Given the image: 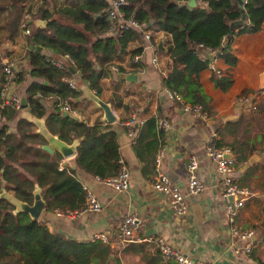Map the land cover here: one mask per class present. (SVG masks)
Segmentation results:
<instances>
[{
    "label": "crops",
    "instance_id": "0c3cea01",
    "mask_svg": "<svg viewBox=\"0 0 264 264\" xmlns=\"http://www.w3.org/2000/svg\"><path fill=\"white\" fill-rule=\"evenodd\" d=\"M48 2L51 4L49 10L52 13L53 7L56 10L63 7L75 8L80 0ZM40 3V0H24L22 4L23 12L26 11L32 19V25L35 19L41 20L35 15ZM64 25L71 24L65 21ZM71 26L79 29L77 25ZM148 26L149 24L145 27ZM149 28L150 44L154 48L149 49L148 43L139 33L137 38L127 43L124 52L111 61L107 76L99 81L100 90L96 97L109 106L115 118L114 122L106 123L102 119L101 110L82 95L80 87L91 90L81 81L74 69L73 73L67 69L70 74L64 82H71L75 87L76 97L65 98L68 106L75 111V116H62L65 113L57 111V98L54 95L33 96L42 108V118L39 121L41 120L44 126L47 117L56 113L60 118H69L85 127L96 125L103 133H113L119 155L116 173L123 169L128 176L127 189L122 193H115L74 165L76 149L71 158L62 159L59 156L58 170L73 172L82 189L89 192L99 203L100 210L98 213L81 214L73 221L56 218L52 212L43 210L34 222L40 223L43 230L50 235L90 244L81 249V264H88V261L94 258L97 264H175L172 261H162L153 245L146 241L120 244L116 227L125 215H135L140 220L141 226L136 234L139 239H161L181 256L195 262L264 264V114L260 107L264 97L256 98L255 112L234 105L238 96L252 94L264 86V24L259 32L233 38V66L220 59L215 63L216 68L224 72V78L230 80V86L225 91L213 87L211 73L206 69L197 74H185L184 69L193 55L194 48L191 53L168 57L165 49L170 36L156 31L152 26ZM29 49L32 50L27 45L26 35L21 29L11 41L0 38V65L11 66L15 78L12 89L19 100H25V107L18 110V115L30 124L27 129L43 139L46 144L43 136L37 133V122L33 120L37 119L35 117L40 110L30 112L27 105L29 96L26 91L32 81H38L28 77L29 68L25 54ZM37 52L52 61L61 60L60 55L48 49L40 48ZM132 52L135 55L131 56ZM134 56L137 57L136 61H133ZM153 57L156 59V65L151 64ZM19 74H22L21 80L16 82V75ZM125 75H134L135 82L123 80L122 76ZM1 77L0 74V79ZM164 86L176 91L184 103L199 105L207 117L206 122L184 115L173 101L165 97L162 92ZM241 117L242 121L238 123ZM153 118H164L169 125L167 133H162L160 168L163 175L177 185L185 196L187 210L182 216L175 215L166 199L150 188L153 181V156L159 140L157 136L152 137L153 133L144 123ZM251 118L260 124L256 125ZM140 122L141 125L138 124ZM12 126L10 123L9 127ZM52 127L57 130L55 125ZM11 131L13 129H8V132ZM129 131L132 136H128ZM154 131L157 132L158 129L155 128ZM211 131L217 132V142L228 146L239 158L234 166L235 179L239 186L247 188L250 192L249 199L244 202L234 218L238 229L254 232L257 243L249 254L242 252V243L228 231L225 202L221 199L217 187L218 177L214 175L212 165L204 153L205 143ZM64 137L68 140V144H65H74L76 148L83 139L82 135L74 136L71 133L64 134ZM137 139L139 143L135 144ZM190 157H194L196 161L194 175L203 188L196 196L187 194L184 180ZM249 159H253L252 163H249ZM240 161H246L247 164L239 166ZM3 190L0 191V200L13 208V194ZM40 193L41 190L39 195ZM97 234L104 235L106 241H91V237ZM68 262L69 257L65 256L61 263ZM42 263L53 264L48 258L43 259Z\"/></svg>",
    "mask_w": 264,
    "mask_h": 264
},
{
    "label": "trees",
    "instance_id": "16d2710c",
    "mask_svg": "<svg viewBox=\"0 0 264 264\" xmlns=\"http://www.w3.org/2000/svg\"><path fill=\"white\" fill-rule=\"evenodd\" d=\"M40 1L35 15L45 21V26L35 28L30 24L26 27L29 30L26 43L32 50L29 49L25 54L29 68L28 77L38 80L32 81L26 91L30 112L40 110L35 117L37 119L42 118L43 112L40 104L33 99L35 94L42 97L54 95L65 101L67 97L75 98L76 93L64 82L70 73L55 68L51 65L52 60L37 52L35 47L48 49L60 56L67 55L75 65L81 81L98 96L99 81L107 76L111 61L119 57L127 43L139 34L138 31H128L117 38L107 35L108 25L104 11L108 7V0H80L75 8L63 7L56 10L53 7L52 13L48 0ZM187 1L126 0L121 12L138 24H149L147 30L152 26L156 31L169 35L170 41L165 49L168 57L191 53L193 47L202 45L218 51V58L229 66L235 63L231 49L233 37H227L229 24L238 21L241 10L245 19L235 27L239 29L238 35L259 32L264 24V0H243L241 9L233 0H196L198 6L194 8H187ZM23 2L24 0H0V38L11 41L18 33ZM65 21L77 25L79 29L64 25ZM222 38H225L223 44ZM133 55L135 54L132 52L131 56ZM2 67L0 65V72ZM205 67V63L192 55L184 72L187 75L197 74ZM21 77L22 74L16 75V82ZM210 80L213 87L220 91H225L230 86L228 78L211 76ZM1 81L2 77L0 84ZM260 107L264 114V99ZM0 115L5 118V123L0 126V190L10 191L15 199L30 206L33 188L37 186L41 190L45 212H52L58 206L67 212L82 209L84 190L73 172L58 170L59 155H50L41 150V146L45 144L43 139L27 129L30 124L18 115V111L0 107ZM241 121L242 117L238 119V123ZM251 121H255L256 125L260 124L255 119L251 118ZM155 122L156 119H149L144 125L153 133L152 137L157 136L159 140L157 153L162 146L163 134L159 130L154 131ZM10 123L13 124L12 127H9ZM53 125L57 130L53 129ZM45 128L51 135L67 144L64 134L82 135L83 139L76 148L74 159V165L81 171L99 179L116 174L119 155L113 133H103L96 125L85 127L69 118H60L56 113L47 117ZM8 129L13 131L8 132ZM135 142L138 144L139 139ZM215 145L216 148H229L220 142ZM231 153L237 163L239 158L232 151ZM12 210L11 206L0 200V264H43L42 260L45 258L53 264H63L61 262L65 256L69 257L68 264H81V249L90 244L50 235L43 230L40 223L30 221L25 213L13 215ZM94 260L95 258L90 259L88 264H97Z\"/></svg>",
    "mask_w": 264,
    "mask_h": 264
},
{
    "label": "built area",
    "instance_id": "2783aa9c",
    "mask_svg": "<svg viewBox=\"0 0 264 264\" xmlns=\"http://www.w3.org/2000/svg\"><path fill=\"white\" fill-rule=\"evenodd\" d=\"M126 0H108V7L104 11V16L107 21V31L113 37H119L122 33L128 31H138L142 34L143 40L148 43V47L154 48L150 44L151 30H147L143 24H138L131 18H126L121 12V8L125 6ZM32 23V19L29 14L24 11L21 15L19 22V29L23 31V34L28 35L29 30L26 28ZM239 29L234 28L230 37L233 38L238 36ZM225 38L221 39V44L224 43ZM194 48L193 56L196 57L200 62L205 63V69L211 73V76L216 78L224 77V72L216 68L215 63L219 60L218 51H212L202 45H197ZM60 61H51V65L60 71H65L68 68L74 69L76 67L73 62L67 57V55L60 56ZM137 57H133V61H136ZM151 64L156 65V59L151 58ZM2 81L0 84V107H8L16 111L20 110V100L13 91L14 87V74L11 66L3 65L1 69ZM68 87L71 90H75L74 85L70 82ZM162 92L165 97L173 101L180 109V111L188 116L190 119L206 122L207 117L197 104H186L183 99L175 92L163 87ZM259 96L264 97V86L260 87L257 92L252 94L238 96L235 100L234 105L236 107H246L248 111L255 112L257 110L256 98ZM36 97H40L36 94ZM56 107L59 112L68 115H74L75 111L71 109L64 100L56 99ZM5 123V118L0 115V126ZM139 125L142 122L138 123ZM155 126L162 133H167L169 125L164 118H157ZM132 132H128V136H132ZM217 132L211 131L208 134V138L205 143L204 153L206 158L209 160L213 168V173L218 177V191L221 199L225 202V213L226 221L228 225L229 233L242 243L240 249L243 253L249 254V252L256 246L254 238V232L252 230H240L234 224V218L237 212L243 207L244 202L249 199L250 192L247 188L238 185L235 179L234 166L236 165L235 157L227 147L216 148L215 143L217 142ZM162 155L161 148L157 151L153 159V181L150 184V188L154 193L163 196L171 211L177 215L182 216L186 210L185 196L180 191L179 187L171 183L161 172L160 158ZM246 161H241L239 166L246 165ZM196 169V161L194 157H190L186 165V189L187 194L190 196L198 195L202 190V186L197 182L194 172ZM94 180L100 185L110 189L115 193H122L127 189L128 176L127 173L120 169L112 177ZM84 206L79 211L67 212L58 206L52 211L56 218H63L73 221L84 213H98L100 210L99 203L84 189ZM140 220L135 215L123 216L116 227V236L120 244L125 245L128 243L145 242L150 243L156 249L159 257L164 262H174L176 264H201L193 260L187 259L181 256L176 250L170 246L164 244L161 239L145 240L139 239L136 234L140 229ZM105 242L106 238L102 234L93 235L91 241Z\"/></svg>",
    "mask_w": 264,
    "mask_h": 264
},
{
    "label": "water",
    "instance_id": "95a60500",
    "mask_svg": "<svg viewBox=\"0 0 264 264\" xmlns=\"http://www.w3.org/2000/svg\"><path fill=\"white\" fill-rule=\"evenodd\" d=\"M237 3L238 7L241 9L242 5H243V0H233ZM196 6V0H188L186 3V7L188 8H194ZM202 8V7H200ZM245 19V15L243 13V11L241 10L240 12V17L238 19V21L230 23L228 26V36L230 37L233 29L238 26L239 24H241ZM33 25L35 28L37 27H44L45 26V22L35 19L33 21ZM36 51H40L39 47H35L34 48ZM69 72L73 73V70L68 68ZM122 79L127 81V82H135L136 77L134 75H125L122 76ZM43 85H46L45 82L42 83ZM79 91L82 93V95L87 98L88 100L92 101L100 110L102 113V119L106 122V123H112L115 121V118L109 108V106L100 101L99 98L96 97V95L94 93H92L91 91H89L86 87L82 86L79 88ZM25 107V100L22 98L20 100V109ZM62 116H66V114H62ZM34 121H36L37 123L35 124L38 127L37 133L41 136H43L46 144L44 146H41V150L47 152L48 154H51L53 152H56L62 159H67V158H71L74 154H75V145L74 144H70L67 145L64 142L60 141L56 136L51 135L47 129L45 128V126L43 125V123L41 122V120L39 121V119H33ZM253 159H249V163H252ZM2 191V189L0 190ZM4 191V190H3ZM40 189L37 186H34L33 191H32V203L30 206L19 202L17 199H15L14 197L13 199V210H12V214L15 215L17 213H25L28 218L30 219V221H36L39 214L44 210L45 205L43 200L40 198L39 195Z\"/></svg>",
    "mask_w": 264,
    "mask_h": 264
}]
</instances>
